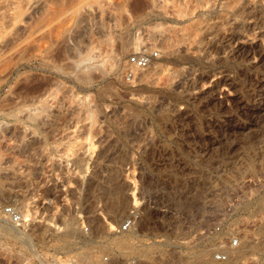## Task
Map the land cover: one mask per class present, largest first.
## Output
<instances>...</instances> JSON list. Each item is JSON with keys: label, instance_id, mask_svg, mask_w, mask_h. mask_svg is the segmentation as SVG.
Masks as SVG:
<instances>
[{"label": "rangeland", "instance_id": "374dc122", "mask_svg": "<svg viewBox=\"0 0 264 264\" xmlns=\"http://www.w3.org/2000/svg\"><path fill=\"white\" fill-rule=\"evenodd\" d=\"M6 205L0 264H264V0H0Z\"/></svg>", "mask_w": 264, "mask_h": 264}, {"label": "built area", "instance_id": "2783aa9c", "mask_svg": "<svg viewBox=\"0 0 264 264\" xmlns=\"http://www.w3.org/2000/svg\"><path fill=\"white\" fill-rule=\"evenodd\" d=\"M156 55L155 50H148L145 52L140 53H134L126 58V64L127 69L125 72V76H131L132 75V69L133 68H140L147 66L153 57ZM0 215H6L9 222H17L19 219V216L15 210H13L9 205L3 206L0 208ZM128 221H125L121 224V228H125L127 226ZM230 244H236L235 239L230 240ZM220 255L218 256V258Z\"/></svg>", "mask_w": 264, "mask_h": 264}, {"label": "bare ground", "instance_id": "6f19581e", "mask_svg": "<svg viewBox=\"0 0 264 264\" xmlns=\"http://www.w3.org/2000/svg\"><path fill=\"white\" fill-rule=\"evenodd\" d=\"M114 204H115V203H114V202H112V204H111V205H114ZM112 207H114V206H112ZM23 216H24V215H23ZM23 216H22V217H23ZM70 233H71V232H70ZM68 234H69V233H68ZM71 235H72V234H71ZM116 239H117V238H116ZM114 240H115V239H114ZM117 243H118V242H117ZM124 244H125V243H124Z\"/></svg>", "mask_w": 264, "mask_h": 264}]
</instances>
